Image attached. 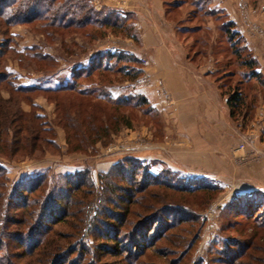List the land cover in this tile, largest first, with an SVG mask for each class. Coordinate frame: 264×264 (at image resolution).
I'll use <instances>...</instances> for the list:
<instances>
[{
    "label": "rangeland",
    "instance_id": "obj_1",
    "mask_svg": "<svg viewBox=\"0 0 264 264\" xmlns=\"http://www.w3.org/2000/svg\"><path fill=\"white\" fill-rule=\"evenodd\" d=\"M86 1L93 10L105 7L122 15L131 13H127L121 26H87L63 34L43 28L41 23L15 24L9 28L8 36L0 28V46L9 37L7 45L0 47L4 51L0 68L7 66L22 85L57 86L69 79L73 65L84 64L96 52L131 54L136 62H116L111 58L108 64L112 70H97L91 78L79 80L82 87L98 90L104 118L121 113L130 125H121L116 132L111 130L108 136L93 144L82 143L79 150L73 151L56 110L57 101L65 94L17 95L23 112L35 111L42 116V124L52 132L48 137L53 145L31 155L0 152V164L5 168L0 190V264H38L36 261L40 260L4 237L15 231L1 214L7 210L8 196L18 183L47 170L57 178L59 174L89 169L93 185L88 187L100 194L99 176L130 160H137L156 180L178 184L206 182L218 188L216 195L209 201V193L204 190L188 194L171 191L164 185L154 187L157 200L164 198L158 206H177L186 211L183 213L188 221L176 230L160 232L163 236L157 241L153 238L149 249L132 263L123 255L97 249L104 241L97 238V232L87 231L82 241L87 239L95 249L75 250L65 264H248L247 256L234 261V253L240 250L234 242L250 243L249 250H264V228L259 225L264 224V0H166L163 11L152 14L143 11L141 2L136 6L137 0ZM144 23L160 37V44L173 55L181 71L199 82L197 101L201 102L200 94H204L211 106L207 113L198 112L195 126L182 125L176 112L177 99L151 73L157 46L145 41ZM35 51L52 56L54 63L39 68L31 58ZM129 66L141 70L136 80L120 73V69ZM144 89L149 93H142ZM236 90H240L243 101L232 115L226 100ZM0 95L7 99L10 92L1 88ZM135 95L146 97L148 104L139 105ZM64 97L62 104H68V96ZM109 97L115 103L107 100ZM119 100L127 101L119 105ZM212 118L213 124L207 125L205 122ZM84 130L80 128L74 134V143L83 140ZM187 170L210 172L211 177L218 178L182 173ZM112 179L127 188L125 180L118 176ZM109 181L103 179L104 183ZM104 189L105 198L111 195L118 200L114 195L119 194L118 190L110 193L109 188ZM243 196H251L254 201L248 216L241 210ZM12 206L13 203L7 210L9 218L16 214L21 217L22 211H15ZM132 206L140 209L139 205ZM160 218L163 220V215ZM55 229L71 232L64 224ZM7 242L11 245L7 246ZM228 258L233 261L226 263Z\"/></svg>",
    "mask_w": 264,
    "mask_h": 264
},
{
    "label": "trees",
    "instance_id": "obj_2",
    "mask_svg": "<svg viewBox=\"0 0 264 264\" xmlns=\"http://www.w3.org/2000/svg\"><path fill=\"white\" fill-rule=\"evenodd\" d=\"M163 3L165 4L166 0ZM127 13L131 12L126 11L122 15L116 9L105 7L100 11L93 10L86 0H0V28H4L2 29L3 34L8 36L9 28L15 24L41 23L43 28L63 34L87 26L103 28L121 26L128 16ZM7 41L1 46L7 45ZM12 49L14 48L10 50ZM3 53L4 51L0 49V56ZM31 58L35 59L39 68H45L48 65L50 67V64L54 63L52 56L36 51L32 53ZM111 58L116 59V62L120 60L137 61L131 54L99 51L84 64L73 65L69 79L59 82L57 86L19 84L7 66H2L0 68V89H8L10 97L5 99L0 95V152H9L12 156L19 153L31 155L43 150L46 146L53 145L48 137L52 135V132L42 124V116L35 111L23 112L21 110L20 98L17 95L31 92L68 96V104H62L63 99L66 98L65 95L62 100L60 97L56 110L60 122H64L67 143L73 151L79 150L82 143L93 144L108 136L111 130L116 132L121 125H130L127 116L121 113L104 118L101 103L96 94L98 90L82 87L79 83L82 78H91L97 70H112V65L108 64ZM103 59H106L105 63H102ZM119 71L131 80H136L141 72L133 66L122 68ZM256 74L253 72V75ZM242 98L240 90L234 91L227 98L226 102L232 115L234 110L241 106ZM107 100L115 103L110 97ZM134 100L140 103L139 105L148 104L146 97L143 96L135 95ZM126 101L119 100L116 103L120 105ZM80 128L85 129L83 140L74 143V137ZM136 161L118 163L110 171L101 174L99 176L101 183L97 189L100 194H96L94 189L88 187L93 185L89 169L59 174L56 175L57 178L47 170L25 178L8 196L7 204L9 208L13 203L12 207L15 211L20 209L21 217L17 218L16 214V218H9L8 208L4 214H1L3 219L15 227L12 235L6 234L4 237L10 238L12 243H17V247L22 248L26 253L35 254L36 259L40 257V260L36 261L38 264H65L69 255L75 250H89L88 247H93L94 250L93 244H89L87 239L84 241L82 239L87 231L97 232V238L104 241L97 246V249L104 252L107 250L113 255H123L125 260L132 263L134 259L138 260L142 253L149 249L153 238L157 241L163 236L162 231L167 233L168 230H176L184 221H188V216L184 214L185 210L177 206H158V204H163L164 198L157 200L155 193L152 192L154 187L159 188L164 185L171 191L188 194L204 190L209 193V201L216 195L218 188L206 182L178 184L156 180V176ZM140 171L144 172L139 174ZM4 174L5 168L0 164V190L3 188L1 176ZM115 176L125 180L128 183L127 188L113 181L112 178ZM103 179L110 180L112 183L110 181L104 183ZM104 187L109 188L110 193L118 190L119 194H114L118 196V200H114L111 195L106 196L107 194H104L105 198L102 195ZM2 195L0 192V198ZM159 196L164 197L162 193H159ZM94 199L97 202L92 206ZM251 199V196L248 198L243 196L245 203H241V210L246 216L250 213L251 206L253 207L254 201ZM103 203H105L104 206ZM132 205H139L140 209L136 210ZM161 215H163V220L160 218ZM255 218L257 215L253 219ZM256 220L259 221V219ZM60 224L70 228L71 232L56 230L55 226ZM259 225L264 228V224ZM165 235L168 236V234ZM234 243V246L240 247V250L234 253V261L247 256L250 259L248 264H264V250H249L250 243L242 245L243 243L236 240ZM8 245L10 246L11 242H7ZM228 245L232 246V243ZM227 260L226 263L233 261L230 258ZM75 263L74 261L72 264Z\"/></svg>",
    "mask_w": 264,
    "mask_h": 264
},
{
    "label": "crops",
    "instance_id": "obj_3",
    "mask_svg": "<svg viewBox=\"0 0 264 264\" xmlns=\"http://www.w3.org/2000/svg\"><path fill=\"white\" fill-rule=\"evenodd\" d=\"M130 2H132L130 0ZM140 2L143 4L144 8L143 11L147 12L148 14H152V12L161 13L164 9V1L163 0H146L143 1L137 0L134 3L136 6ZM133 5V3H132ZM134 6V5H133ZM132 6V7H133ZM145 25V23H144ZM146 31L143 33V37L148 45H156L155 56L153 59V65L151 67V73L153 74L154 78L157 82H161L162 86L171 93V95L175 96L177 99V109L178 118L182 125H191L195 126L197 123L196 115L199 114L198 112L204 111L207 113L211 106L206 101L207 98L204 94H200L201 102L197 101L196 98L198 93L200 92L199 82L197 83L195 79L191 76L185 74V72L181 71L179 63L177 64L173 55L170 54L167 49L160 44V37L157 36L153 29H150L147 25ZM189 74V73H188ZM194 87V89H192ZM198 88V89H197ZM142 91V90H141ZM142 93L148 94L149 92L144 89ZM189 95V96H187ZM197 95V96H196ZM185 96V98H183ZM196 96V97H195ZM208 103V104H207ZM202 116V115H201ZM213 119V118H212ZM213 120H209V122H205L207 125L213 124ZM183 174H200L204 175L207 174L210 176V172H191V171H184ZM208 176V177H209ZM210 176V178L217 179L215 175Z\"/></svg>",
    "mask_w": 264,
    "mask_h": 264
},
{
    "label": "built area",
    "instance_id": "obj_4",
    "mask_svg": "<svg viewBox=\"0 0 264 264\" xmlns=\"http://www.w3.org/2000/svg\"><path fill=\"white\" fill-rule=\"evenodd\" d=\"M242 147V146H241Z\"/></svg>",
    "mask_w": 264,
    "mask_h": 264
}]
</instances>
